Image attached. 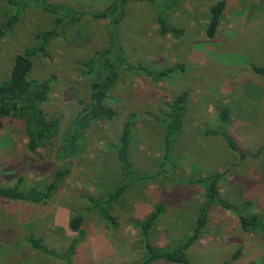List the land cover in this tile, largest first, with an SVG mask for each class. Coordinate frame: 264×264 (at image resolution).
<instances>
[{
  "label": "rangeland",
  "instance_id": "1",
  "mask_svg": "<svg viewBox=\"0 0 264 264\" xmlns=\"http://www.w3.org/2000/svg\"><path fill=\"white\" fill-rule=\"evenodd\" d=\"M45 1L81 14L77 22L60 29L47 55L35 59L33 69L38 79L53 78L44 108L49 117L60 118L64 132L90 98L93 78L85 74L87 62L113 40L110 18L94 13L114 0ZM159 1L127 3L118 45L133 66L179 69L164 80L131 71L134 67L125 70L108 99L117 116L90 124L81 134L75 156L59 159L60 137L37 151L28 150L19 121L8 120L0 128V185L12 186L23 177L26 188L46 187L57 172L65 171L45 202L0 198V263L68 264L33 248L29 238H42L48 248L62 253L79 235L71 229V219L83 213L85 233L73 256L76 264H141L146 250L138 225L154 204L163 201L167 209L152 231V240L176 245L193 234L205 199L204 187L189 180L218 172L222 200L264 222V76L252 69L253 64L264 66V0H227L214 38L206 30L209 7L217 0H178L168 15L172 26L184 29L178 37L161 34ZM13 14L18 20L0 51V80L9 76L16 54L33 46L36 34L51 29L58 16L39 3L17 10L8 0H0V25ZM183 91L189 93L188 111L183 133L172 149V170L129 189L115 210L118 224L111 226L91 209L89 200L121 184L120 164L110 145L118 141L134 113L133 166L141 173L156 172L165 151L163 115ZM224 106L230 114L227 129L245 156L220 135L204 133L224 127L220 118ZM238 250L240 255L233 259ZM187 256L192 264H264V230L244 231L237 212L216 203Z\"/></svg>",
  "mask_w": 264,
  "mask_h": 264
},
{
  "label": "trees",
  "instance_id": "2",
  "mask_svg": "<svg viewBox=\"0 0 264 264\" xmlns=\"http://www.w3.org/2000/svg\"><path fill=\"white\" fill-rule=\"evenodd\" d=\"M8 1L17 10L31 3H39L45 9L58 15L51 29L36 34L35 44L33 46L16 54L9 76L0 80V128L4 127L8 120L21 122L27 137L26 147L30 151H37L60 137L61 150L59 159L67 160L75 156L82 143L81 134L90 124L100 119L112 120L117 116L116 109L108 103V99L110 98L111 90L125 70H130L134 67V70L131 71L143 73L157 80H164L175 75L179 69L167 68L157 70L142 65L133 66L128 62L122 47L118 45V27L126 15L127 3L129 1L158 2L159 0H114L101 12L94 13L96 17L110 18L113 40L87 62L85 74L93 78L89 87V101L74 116L70 127L62 132L60 118L49 117L44 108V104L51 96L53 78L38 79L34 76L33 69L35 59L41 55H47V47L60 34V29L67 24L77 22L81 14L69 7L52 5L45 0ZM227 4V0H217L210 5L206 30L209 38L216 36ZM177 5L178 0L159 1L157 20L161 34H173L177 37L184 34V29L176 28L168 21L170 11ZM17 20L18 15L13 14L7 21H4L0 25V51L3 47L4 38L11 31ZM252 69L256 74L264 76V66L253 64ZM188 102L189 93L188 91H183L167 106L162 119L165 128V151L156 172L152 174L141 173L133 166L131 144L135 123L134 113H131L124 123L118 141L110 145L111 151L120 164L122 173L121 184L108 194L97 198L90 197L89 200L91 209L96 210L111 226L114 227L118 224L115 210L129 189L135 185L156 180L160 176V173L172 170V149L175 142L183 133L185 117L188 111ZM220 118L222 123H224V127L206 129L204 133L206 135H220L231 149L245 156L246 154L240 150L235 139L227 129L230 124V114L227 106L222 107ZM64 176L65 171L61 170L57 172L53 181L46 187L31 186L29 188L24 186V178L19 177L12 186L0 185V198L12 201H27L36 204L45 202L51 198ZM220 178L221 173L218 172L189 180L193 184H200L204 187L205 199L200 207L199 217L193 234L187 236L182 242L176 245L162 246L152 240V231L167 209V205L163 201L154 204L149 215L138 225L141 240L146 250L145 259L141 264H151L159 260L172 261L180 264H192L187 253L201 236L210 210L216 203L224 204L229 209L236 211L244 231L264 230V222L257 214L246 215L242 210H238L222 200L218 186ZM84 219L85 216L83 213H79L71 219L70 227L73 231L78 232L79 235L72 240L69 247L62 253L48 248L43 243L42 238L32 236L29 238V243L33 248L38 249L44 254L64 259L68 264H76L73 256L76 253L78 244L84 237L85 231L82 228ZM239 255L240 250L234 254L233 259L238 258ZM222 264H230V261H225Z\"/></svg>",
  "mask_w": 264,
  "mask_h": 264
}]
</instances>
